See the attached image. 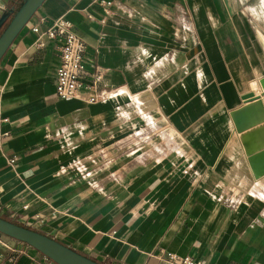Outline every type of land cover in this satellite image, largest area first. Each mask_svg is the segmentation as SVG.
Here are the masks:
<instances>
[{
    "label": "crops",
    "instance_id": "0c3cea01",
    "mask_svg": "<svg viewBox=\"0 0 264 264\" xmlns=\"http://www.w3.org/2000/svg\"><path fill=\"white\" fill-rule=\"evenodd\" d=\"M96 1L46 0L0 62V217L100 264H264V177L234 121L262 92L264 0H112L104 23ZM61 17L107 100L56 97L59 44L32 28ZM0 264L56 263L0 235Z\"/></svg>",
    "mask_w": 264,
    "mask_h": 264
},
{
    "label": "water",
    "instance_id": "95a60500",
    "mask_svg": "<svg viewBox=\"0 0 264 264\" xmlns=\"http://www.w3.org/2000/svg\"><path fill=\"white\" fill-rule=\"evenodd\" d=\"M45 1L24 0L20 8L14 14L11 13L13 15L6 27L10 15L5 14L0 18V62ZM259 84L261 93L249 92L242 97L245 103L254 104L234 114V121L256 180L264 177V135H261L264 125H260L264 122V116L261 114L264 112V77L259 80ZM0 234L28 245L56 264H100L42 233L1 217Z\"/></svg>",
    "mask_w": 264,
    "mask_h": 264
},
{
    "label": "built area",
    "instance_id": "2783aa9c",
    "mask_svg": "<svg viewBox=\"0 0 264 264\" xmlns=\"http://www.w3.org/2000/svg\"><path fill=\"white\" fill-rule=\"evenodd\" d=\"M96 3L103 7L105 17L102 23H104L111 14L110 6L113 1L97 0ZM32 29L38 35L36 47L45 46L44 37L59 44V64L55 72L58 99L62 101L83 99L87 103L94 104L105 101L112 95V90L103 87L105 71L87 62L86 43L69 20L65 17L58 18L45 31H41L39 25H35ZM181 264L203 263L186 256L181 260Z\"/></svg>",
    "mask_w": 264,
    "mask_h": 264
},
{
    "label": "trees",
    "instance_id": "16d2710c",
    "mask_svg": "<svg viewBox=\"0 0 264 264\" xmlns=\"http://www.w3.org/2000/svg\"><path fill=\"white\" fill-rule=\"evenodd\" d=\"M19 8H20V6L17 8V10H18ZM10 20H11V18L7 21V23L5 24V27L7 26V24L9 23ZM5 27H4V28H5ZM4 28H3V29H4ZM2 31H3V30H2ZM0 235H1V234H0ZM2 236H3V235H2Z\"/></svg>",
    "mask_w": 264,
    "mask_h": 264
}]
</instances>
